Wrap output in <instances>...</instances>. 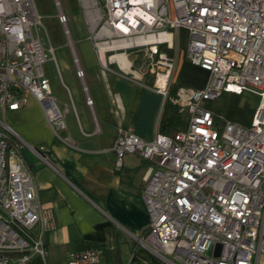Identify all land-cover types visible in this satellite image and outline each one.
<instances>
[{"label":"built area","instance_id":"2783aa9c","mask_svg":"<svg viewBox=\"0 0 264 264\" xmlns=\"http://www.w3.org/2000/svg\"><path fill=\"white\" fill-rule=\"evenodd\" d=\"M80 2L95 49L144 51L153 89L166 100L177 65L170 53L174 31H188V59L210 73L204 88L181 87L171 99L189 116L185 130L159 132L153 140L131 128L119 132L117 169L128 153L156 164L142 193L150 225L139 241L171 264H258L264 254V0ZM56 6L71 41L68 16L59 0ZM40 27L34 0H0V264H49L43 235L51 213L24 159L25 142L4 119L32 95L57 134L66 128L44 68L55 49L43 45ZM245 92L260 98L248 125L205 105ZM102 257L101 248H88L73 252L67 264H103Z\"/></svg>","mask_w":264,"mask_h":264},{"label":"crops","instance_id":"0c3cea01","mask_svg":"<svg viewBox=\"0 0 264 264\" xmlns=\"http://www.w3.org/2000/svg\"><path fill=\"white\" fill-rule=\"evenodd\" d=\"M77 1L83 11L84 33L77 41L71 33L69 41L58 19L56 0H34L43 18L50 17L63 28L64 42L53 46L55 58L44 68L58 106L66 112V128L57 134L32 95H27L24 106L4 117L25 142L24 159L51 213V225L43 235L47 261L67 264L73 252L98 247L103 250V264H171L138 239L149 230L150 215L142 193L156 164L128 153L117 169L114 150L121 129L131 128L153 140L162 130L167 100L153 89L154 76L142 62L148 58L144 51L122 53L129 61L125 66L112 48L95 49ZM172 41L170 53L177 56V65L170 87L204 88L210 73L188 59V31H174ZM62 49L64 54H60ZM73 52L85 71L84 79L77 76ZM258 264H264V254Z\"/></svg>","mask_w":264,"mask_h":264},{"label":"rangeland","instance_id":"374dc122","mask_svg":"<svg viewBox=\"0 0 264 264\" xmlns=\"http://www.w3.org/2000/svg\"><path fill=\"white\" fill-rule=\"evenodd\" d=\"M36 2L38 3V0H36ZM61 2L63 9L66 15L68 16V24L72 36L77 41L79 40L78 38L81 37V35L84 33L82 26L83 11L80 8V5L78 4L77 0H61ZM42 22L46 30L40 27L39 33L43 45L46 48L50 47V45L57 46L58 44L64 42L63 28L58 22L56 23V20L45 16L44 18L42 17ZM65 51V49H62L60 51V54H64ZM142 62L144 65V69L148 68V63L150 62V60L148 61V58L144 57ZM197 82L200 83L199 80H197ZM235 98L236 96L234 94L224 93L221 97L217 98L216 100L208 101L205 105L210 108L215 114L222 115L226 119H230V112L234 108H242L245 104H247L251 108L256 109L260 99L259 96L254 93L245 92L241 95V99L238 105H236ZM146 233H148V231Z\"/></svg>","mask_w":264,"mask_h":264},{"label":"trees","instance_id":"16d2710c","mask_svg":"<svg viewBox=\"0 0 264 264\" xmlns=\"http://www.w3.org/2000/svg\"><path fill=\"white\" fill-rule=\"evenodd\" d=\"M179 88L174 86L170 87V95L167 99V106L164 111L162 122H161V133L167 135H174L179 130L185 128L188 124V114L181 112L178 105L172 102V98L177 95ZM234 94V93H230ZM236 96L235 101L236 105L240 102L241 95L234 94ZM255 109L251 108L249 105L245 104L242 108H234L230 112V120L241 122L242 124L248 125L252 120V116ZM93 248V247H89Z\"/></svg>","mask_w":264,"mask_h":264},{"label":"bare ground","instance_id":"6f19581e","mask_svg":"<svg viewBox=\"0 0 264 264\" xmlns=\"http://www.w3.org/2000/svg\"><path fill=\"white\" fill-rule=\"evenodd\" d=\"M116 58L119 59V60H121V61H123V63L125 64V66H128L129 61H128V59L126 58V55H124V54H120V55H117ZM104 62H105V61H104Z\"/></svg>","mask_w":264,"mask_h":264},{"label":"water","instance_id":"95a60500","mask_svg":"<svg viewBox=\"0 0 264 264\" xmlns=\"http://www.w3.org/2000/svg\"><path fill=\"white\" fill-rule=\"evenodd\" d=\"M220 249H221V245L218 244V246H217V255L219 254Z\"/></svg>","mask_w":264,"mask_h":264}]
</instances>
